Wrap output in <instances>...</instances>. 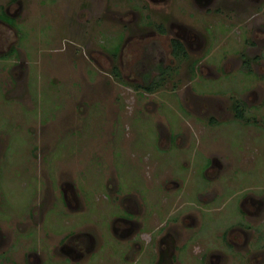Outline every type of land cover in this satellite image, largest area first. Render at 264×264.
Listing matches in <instances>:
<instances>
[{
  "label": "rangeland",
  "instance_id": "obj_1",
  "mask_svg": "<svg viewBox=\"0 0 264 264\" xmlns=\"http://www.w3.org/2000/svg\"><path fill=\"white\" fill-rule=\"evenodd\" d=\"M204 2L0 0L4 232L24 245L34 237L31 251L47 257L54 236L85 227L99 247L77 264H153L157 238L176 225L182 263L220 249L225 264H264L247 255L264 223V0ZM175 34L185 39L181 59L171 53ZM158 65L171 69L149 91ZM233 97L245 99L242 119ZM214 152L222 167L204 173ZM248 195L263 207L245 215ZM126 207L141 222V250L128 257L129 237L106 234ZM239 220L252 227L248 250L220 236ZM26 254L14 257L27 264Z\"/></svg>",
  "mask_w": 264,
  "mask_h": 264
},
{
  "label": "flooded vegetation",
  "instance_id": "obj_2",
  "mask_svg": "<svg viewBox=\"0 0 264 264\" xmlns=\"http://www.w3.org/2000/svg\"><path fill=\"white\" fill-rule=\"evenodd\" d=\"M198 1H203L204 4L206 3L204 2V0H198ZM1 19H3L5 22H9L11 20V18L9 17V14L6 11L2 13ZM178 29L180 30V25L178 26ZM157 35L165 36L168 34L165 32L164 27H163V31H160L159 29L157 32ZM175 35L176 36H172L169 38L170 45H171V39L176 38V39H179L185 46V39L179 34H175ZM171 50H172V47H171ZM117 51H118V48L117 50H113L111 54L114 56ZM175 59H179V58L175 57ZM244 61L245 60H243V62ZM170 69L171 67H168V71L166 74L169 73ZM156 76L157 75H155L154 78ZM232 99H233L234 104L231 110L233 111V114L235 117H240L242 119L243 117L242 113L245 110L244 109L245 99L243 101L238 100L235 97H233ZM222 112H226V110L224 109L222 110ZM213 119L214 118L212 116L209 117L208 119V121L210 122L209 124H213L211 122ZM218 156L219 155L216 152H214V154L208 155L205 157L204 162L207 164L205 166L204 173H206V170H208L210 167H213V166H216L219 168L222 167L219 159H217ZM69 185H70L69 183H66L65 187L62 188L61 190L62 199L66 205L69 204L68 199H67L68 193L66 189ZM209 192L210 191L206 193L204 192L202 195L197 193L196 198L199 197V195L201 196L205 194L207 195L209 194ZM71 196L73 199L76 198V196L73 195V191L71 192ZM125 199L126 197H124L123 201ZM239 207H240L241 213L248 215V214L257 213V211H260L263 207V203L260 199L254 198L251 195L250 196L248 195L242 198L239 204ZM126 209H127V212L124 210L121 212L122 214L114 217L110 225L111 232L108 231V233L106 234L107 235L113 234L115 237H117V239L124 238V236L129 237L128 238L129 244L127 243V248L125 251L126 252L125 256L128 257L130 252L134 253V252L141 250L140 244L133 240L135 236H138V237L140 236V234H138L139 233L138 229L141 226V222L134 217V213H131L129 208L126 207ZM73 210H75L76 212H79V211L82 212L81 207H79V205L77 207L76 205H74ZM133 212H136V211H133ZM187 217L190 219H193V216L191 215H187ZM189 221L193 223L194 219L192 221L191 220ZM20 226H21V229H27L30 226L32 228V225H29V227L28 226L24 227L23 222L18 223L17 227H20ZM251 228L252 227H250L245 221L239 220L237 221L236 224L231 225L229 228H226V230H224V232L221 233L220 236L223 239V242L229 245L230 250H235L238 248L239 249L244 248L248 250L249 245L252 244L250 242V237H249L251 236V231H252ZM257 229H259L258 236L255 238L253 245L255 244V246H257L259 249L251 253H248V254L246 253V254L249 256L250 260H252L253 257H256L257 254L261 255V260L259 261H264V235L262 233V229L264 230V223L261 224L259 227H256V226L253 227V231H257ZM7 233L8 232L3 231V228L0 225V255H5L4 257L0 258V264H5V263L19 264L17 261V258L14 257V255L17 254L18 252H21L22 257L24 253H27L26 254L27 264H43L46 259H49V260L53 259L61 263L64 262L63 264H77L78 262L80 263L85 258H87L90 253L97 251L99 247L98 241H97L98 236H94L91 231H89L87 228L84 227L82 228L81 231L73 230V231L66 232L61 237L54 236L55 242L48 241L47 243L48 244L47 250L49 251L46 252L48 253L46 257V254L42 250L37 249L36 251L35 250L31 251L32 245L34 244V237L29 238L32 241L30 243L28 241V244L24 245L23 240L25 238H23V236L21 237V236L14 235L16 236V238H14L12 237V235H8ZM178 234H179V230L176 228V225H174L170 232L168 231L165 235L157 238V241L155 244L156 255H155L153 264H185L184 261L182 263V261L178 260L177 249H179V247L181 248V246L185 244L186 239H181V235L180 234L178 235ZM130 235H133V236H130ZM235 235L237 236V239ZM238 235L239 236L242 235V239L240 240H242L243 242L239 240ZM225 237L226 239H224ZM183 238H185V236H183ZM177 239L181 240L182 243L180 245L178 244ZM37 241L42 243L41 244V247H42L43 245V242H41L42 240L40 241L39 239ZM56 243L57 245H55ZM202 256L203 257L201 258V260L203 259V263H198V264H207V261H208V264H225V261H226L225 254L220 249H211L210 251H207ZM205 257H207L206 263L204 261Z\"/></svg>",
  "mask_w": 264,
  "mask_h": 264
},
{
  "label": "trees",
  "instance_id": "obj_3",
  "mask_svg": "<svg viewBox=\"0 0 264 264\" xmlns=\"http://www.w3.org/2000/svg\"><path fill=\"white\" fill-rule=\"evenodd\" d=\"M157 27L158 29H160V31H163V26L157 25ZM171 47H172L171 53L173 54L174 57L181 58L187 56L186 48L179 39L176 38L171 39ZM157 68H158V74L154 79L151 80V82L148 83V86L146 87L148 90H153L155 86L160 84L162 80H164V75L168 71V67H163L162 65H158ZM114 73L117 76H119L120 73L117 67H114Z\"/></svg>",
  "mask_w": 264,
  "mask_h": 264
}]
</instances>
